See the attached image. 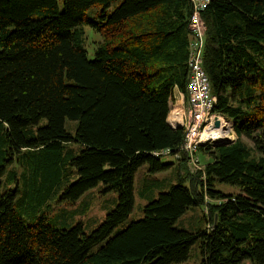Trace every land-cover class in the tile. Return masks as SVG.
Wrapping results in <instances>:
<instances>
[{
    "label": "trees",
    "instance_id": "16d2710c",
    "mask_svg": "<svg viewBox=\"0 0 264 264\" xmlns=\"http://www.w3.org/2000/svg\"><path fill=\"white\" fill-rule=\"evenodd\" d=\"M112 1L0 0V188L14 156L29 152L34 170L23 196L18 185L0 192V264H180L196 242L200 264H264V0H208L200 11L212 111L236 137L198 147L210 161L191 173L183 128L167 116L173 88L185 91L192 2L121 0L108 13ZM83 23L102 35L93 59ZM71 142L78 152L62 155ZM62 164L73 181L56 205L114 193L89 232L51 206ZM143 165L147 175L175 165L176 182H147L141 195L154 197L129 219ZM195 206L205 225L178 227Z\"/></svg>",
    "mask_w": 264,
    "mask_h": 264
},
{
    "label": "rangeland",
    "instance_id": "374dc122",
    "mask_svg": "<svg viewBox=\"0 0 264 264\" xmlns=\"http://www.w3.org/2000/svg\"><path fill=\"white\" fill-rule=\"evenodd\" d=\"M120 1L121 0H113L111 2L110 7L107 9L108 13L116 5H118ZM62 2H63V0H57V3L59 5L60 9L63 8ZM100 9H101L100 5H95V6L91 7L90 9L87 10L88 17L90 19L92 18V20H95V18H96V17H94L95 13H96V11H98ZM81 30L83 31V33H82L83 47L86 49L87 56L90 59H93L95 56V49L99 45V43H101V41H102V35L98 31H96L93 26H91L88 23H83L81 25ZM179 102H181V100ZM179 102H178V104H180ZM172 110H174V108L171 109L170 112ZM170 112L168 114V118H169V116H171ZM169 120L171 123H173L171 118H169ZM225 120H227L226 122H228L231 125V132L229 133L228 138L235 139L236 136H235L234 129H233V123L226 118H225ZM44 122H45V120H41L40 125H42ZM76 126H77L76 121L66 119L65 128L67 129V131H69L73 134L75 132ZM34 129H36V127H34ZM244 140L246 141V139H244ZM217 142H215V143H217ZM209 143H207V144H209ZM68 150H70V153H73V154H76L78 152L77 146L73 142L69 143L68 145H65L64 149H62V155H66ZM46 152H50V150L46 151ZM201 152L202 151L199 149L198 155L200 158V161H199L200 167L204 165L206 160H208V156L204 153H201ZM36 154H38V153H36ZM21 155L22 156H20V157L14 156V160H13L12 164L8 163L7 165H5L6 174L2 178V185L0 188V192L4 191L6 188H15L18 185L19 190L21 192L20 196H23L25 194V188H26L25 183H26V181H29L31 179V176H33V174H34V170L32 168H30V166H31L30 163H32L33 160L28 162V160H30V158L32 157L29 152H24V154H21ZM64 167H65L64 164H62L60 167L61 169H60L59 179L56 181V184L54 185V190H55L54 195H53V193H51L47 199H49L53 195V197L50 200L51 206L55 209H57L59 207L60 213L63 214L64 218L67 221L70 218H72L73 215L76 216L78 218V220H74V221L75 222L76 221H82V223L84 224L85 231L89 232L92 229H94L102 221V219L104 218L105 213L108 211V209H112V208H108L109 207L108 205L104 209V205L106 202L105 199L114 193L110 192L109 194L102 196L101 193L99 192L100 189L98 191V189L94 188V189H91V190L87 191L86 193H84L85 195H84L83 199H81V201H77L76 203H74L72 205H67L66 203L56 205L62 190L70 182L73 181V179L70 180L69 176L68 177L66 176V172H68L69 166L66 165V167L65 168ZM186 169H187V171L190 172L188 167H186ZM9 171L15 172L16 179L11 180L10 178H8V172ZM146 171H147V166L143 165L142 167H140L138 169V171L136 173L135 182H134L135 203H134V209L131 212V214L129 215V219L141 218L143 216V214H142L143 205H145L146 202L149 199H151V197H154L152 195L148 196V197L141 195V191L143 190V187H144V185H146L147 182H151L152 179L164 180L166 184L169 183L168 185L176 182L175 177L173 179H171L173 172L175 171V165L172 166L171 168H169L168 170L157 172L155 174L149 173V175H147ZM40 178H41L40 175H38L37 180L40 181ZM154 182H156V181H154ZM219 187L221 189H223L224 191H236L237 190L236 187L228 185V184H221V185H219ZM202 208H203V206L190 207L184 213V215L181 217V219H179V221L177 222L176 225L180 228H183L186 230H191V231H193L194 229L195 230L198 229L197 228L198 226H201V225L204 226L205 222L201 218L202 213H203ZM47 209H48L47 207H44L41 209V212L43 211L42 213H44L45 210H47ZM46 213H48V212H46ZM141 214H142V216H141ZM48 215H51V214L48 213ZM35 221H36V219L33 222H35ZM94 221H97V222L94 224L93 223ZM33 222H30V223H33ZM201 260H202V255H201L200 249H199V242H196L190 247V255H189L188 259L185 262H182L180 264H200Z\"/></svg>",
    "mask_w": 264,
    "mask_h": 264
},
{
    "label": "built area",
    "instance_id": "2783aa9c",
    "mask_svg": "<svg viewBox=\"0 0 264 264\" xmlns=\"http://www.w3.org/2000/svg\"><path fill=\"white\" fill-rule=\"evenodd\" d=\"M191 2L193 12L188 21L190 40L185 91L181 92L183 97H181V102L175 95L169 102V112L173 108L174 110L177 109L180 112V117L178 120L174 118L173 123H171L168 121L167 116V121L173 127L180 126L183 128L184 135L179 151L184 154L189 170L196 172L204 167V165L201 167L199 165L198 147L204 146L209 142L212 146L217 142L215 139L210 138L208 136L210 134H206L205 131L210 128L211 132H213L219 125L220 119H224L227 125V134L229 135L231 128L229 129L228 125H231L226 122L225 117L212 111L216 97L211 91L210 80L202 65L205 24L201 19L200 11L205 8L208 0H191ZM216 120L218 121L217 126L214 125ZM169 151V149H163L157 153L167 156Z\"/></svg>",
    "mask_w": 264,
    "mask_h": 264
},
{
    "label": "bare ground",
    "instance_id": "6f19581e",
    "mask_svg": "<svg viewBox=\"0 0 264 264\" xmlns=\"http://www.w3.org/2000/svg\"><path fill=\"white\" fill-rule=\"evenodd\" d=\"M171 113H173V114H172V117L169 116V118H171L172 121L174 120V118H176L177 120L179 119V117H180V112H179L177 109L172 110ZM170 115H171V114H170ZM169 118H168V121H170ZM226 127H227V125H226V123L224 122V119H220V121H219V125L215 128V130H214L213 132H211V129L208 128V129L205 131V133H206V134H210V135H208L210 138H213V139H215L216 141H220V140H222V139H225V138H228V137H229V135L227 134ZM228 128L230 129L231 126L228 125Z\"/></svg>",
    "mask_w": 264,
    "mask_h": 264
},
{
    "label": "crops",
    "instance_id": "0c3cea01",
    "mask_svg": "<svg viewBox=\"0 0 264 264\" xmlns=\"http://www.w3.org/2000/svg\"><path fill=\"white\" fill-rule=\"evenodd\" d=\"M173 93H174L175 96L178 97V100H181V97H182V95H181V91H180L177 87H174V88H173ZM182 98H183V97H182ZM170 114H171V117H172V114H173V113L170 112ZM208 161H210V157H208V160H206L205 162H208ZM204 164H205V163H204Z\"/></svg>",
    "mask_w": 264,
    "mask_h": 264
},
{
    "label": "water",
    "instance_id": "95a60500",
    "mask_svg": "<svg viewBox=\"0 0 264 264\" xmlns=\"http://www.w3.org/2000/svg\"><path fill=\"white\" fill-rule=\"evenodd\" d=\"M214 125L215 126H217L218 125V121L216 120L215 122H214ZM178 127H180V126H178ZM223 141H221V142H223V143H230V142H232L233 141V139H230V138H225V139H222ZM217 143H214V145H216Z\"/></svg>",
    "mask_w": 264,
    "mask_h": 264
}]
</instances>
